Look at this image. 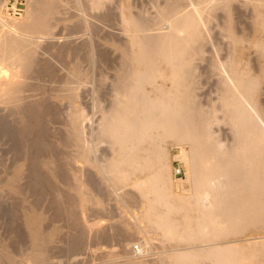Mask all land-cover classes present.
Returning a JSON list of instances; mask_svg holds the SVG:
<instances>
[{
  "label": "bare ground",
  "instance_id": "bare-ground-1",
  "mask_svg": "<svg viewBox=\"0 0 264 264\" xmlns=\"http://www.w3.org/2000/svg\"><path fill=\"white\" fill-rule=\"evenodd\" d=\"M106 1L32 0L24 20H9L0 16L9 24L4 30L5 25L0 22V106L5 107L3 110L10 109V116L12 113V117L15 115L19 123L16 133L23 136L22 140L25 137V144H30L29 147L36 150L33 158L28 154L34 159V163L30 161L33 165L30 164L32 170L29 173L32 176L30 184L38 194L36 197H44L51 189V206L55 215L59 219H67L68 230L76 231L68 238L70 247L74 249H80L84 236L96 228L85 217L89 205L105 206L104 198L99 199L91 190L110 195L113 194L109 187L111 185L117 193L126 187L125 191L122 190L125 192L123 195L132 199L137 197V193L134 196L133 192H138V196L145 201V208L136 219L138 223L147 222L151 231L156 235L161 233L168 243L170 239H177V247L161 258V264H264L262 237L254 238L255 244L260 239V245L253 247H243L242 242L237 244L233 240L246 231L264 229V106L259 97L264 81V0H246L253 3L255 11V35L251 40L246 38L248 41L235 32L233 0L156 2L155 17L148 16L145 11L134 12L131 0H122L119 9L128 45H118L122 61L113 81V99L109 105L103 106L96 98L92 107L98 108L99 111L96 110L101 116L98 128L94 127L92 133L87 135L85 122L88 115L78 100L82 94V78L86 76V80L91 79L90 73L73 57L76 64L69 66L65 60L66 73L57 77L55 66L43 58L47 48L40 39L52 32L57 20L68 18L72 2L79 14L102 9ZM218 9H224L227 14L224 31L233 45L225 59L219 52L213 54V71L221 76L220 98L218 104L206 106L198 99L196 92L198 61L205 57L207 51L205 14L214 15ZM70 15L73 16L72 13ZM242 44L259 53L258 71L252 61L246 59L245 52L239 50ZM72 46L60 48L62 51L57 52L58 56L70 51L76 55L84 48ZM84 49L86 55L83 57L93 61L95 49L91 45H86ZM47 75L55 82L54 87V84L50 86L51 90L40 81ZM54 100L67 103L64 133L59 147L46 140L51 133L48 121H57L61 115ZM221 124L230 127L233 133L231 140L224 141L218 136L216 127ZM2 127L5 128V124ZM16 133L10 132L9 135ZM168 138L181 144L180 158L188 162L187 174L191 176V193L188 196L174 192L167 174L170 155L163 143ZM101 144H107L109 149L105 148L107 153L103 150L106 155L102 160L97 158ZM186 145L189 149H186ZM49 151L54 154L47 158L44 155ZM78 160L88 166H100L99 170L105 176L102 178L99 175L98 180V176L96 178L91 174L86 178L83 168L72 166V162ZM100 161L104 163L99 164ZM16 164L10 176L5 180L0 178V191H7L20 200L19 208L23 210L27 229L24 235H29L30 244L21 253H14L8 244L0 245V264H50L47 252L54 239L52 232L46 231V214L35 208L38 202L27 200L26 190L21 185L23 169ZM59 177H63L68 185L65 194L58 191L61 197L56 191ZM99 184L105 187L101 188ZM129 186L134 189L133 192L127 191ZM98 218L101 220L102 217ZM120 221L121 225L119 223L116 229L119 226L130 230L137 224L132 225L124 216ZM95 232L105 240L112 238V234L106 230ZM248 243L250 245L252 242ZM147 246L148 241L142 245L141 251H146ZM134 258L128 263L141 264Z\"/></svg>",
  "mask_w": 264,
  "mask_h": 264
},
{
  "label": "rangeland",
  "instance_id": "rangeland-1",
  "mask_svg": "<svg viewBox=\"0 0 264 264\" xmlns=\"http://www.w3.org/2000/svg\"><path fill=\"white\" fill-rule=\"evenodd\" d=\"M31 1L32 0H19L18 5L23 10L20 14H18V12H17L18 7L16 6V3H15L16 0H8L7 3H2V1L0 0V16L5 17L6 19L7 18L8 19L9 18H18L20 20H24L28 15L27 7L31 3ZM165 1L166 0H135V1L131 0L134 12L145 11V13H148L147 15L151 16V17L156 16L155 14H156V6L157 5L155 3L156 2L157 3L158 2L164 3ZM121 2H122V0H107L106 4L103 6L102 9H99L96 11H91V12L87 10L84 13L79 12V14L77 12L78 9H76L77 11H75L74 8H76V7L74 6L75 4L72 2L73 5L72 4L71 5L74 7H72L70 5V10L69 9L68 10L71 11L73 16L70 15L71 13L68 11L69 12V15H67L68 18L66 17L65 20H57V23H55L53 26L52 32L50 34H46V36H44L43 38L40 39V41H43L42 45H45L47 48L46 49L47 52H46V54L43 55V58H46L48 60V61L46 60V62H48V63L50 61L51 65L53 64L52 65L53 67L55 66L54 72L56 73L57 77H59V76L61 77L66 73L67 69L64 68L65 67L64 64L66 63V61H68L66 63L67 65L73 66L74 64H76V63H73L74 60L76 62L78 60L79 61L78 63L82 64V65L81 64L80 65L82 67H84L85 71H89V73H90L91 79L86 80L85 79L86 76L82 78L84 83L81 87L82 88L81 89L82 90L81 96H84V98H82L80 96V98L78 100V103L80 105L82 104L85 112L88 115V118L85 122V125H86L85 129H87V131H88L87 135H90L92 133L91 130L94 127L98 128L97 123H99V119L101 116L100 112H98L99 111L98 108H96L98 110L97 111L95 108L92 107V106H94L93 104H94V101H96V98L98 99V102L100 100L99 103L102 104L103 106L109 105L113 99V92H114L113 81H114V79H116L115 77H116L118 69L121 67V61H122V59H121L122 58V54H121L122 52H121V49L118 48V45H128L127 44L128 38H127V35H125V32L123 30V21H122L120 9H119ZM246 2H247L246 0H233L232 6L234 8L232 7V19H233V25L235 27L234 28L235 32L239 36H241V37L244 36L245 39L248 38V40H251L254 38V35H255V27H254V21H253L255 18L254 17L255 11L253 10L254 9L253 3H248V2L246 3ZM9 3L10 4L13 3V8L15 9L16 12H13L12 9H10V10L8 9ZM71 7L73 8V10H71L72 9ZM206 14H205L206 22H205V26H204V32H205V35L207 36V43L205 44L207 51H206L205 57L202 60L200 59L198 61V65H199L198 76L199 77H198V83L196 86L197 87L196 92H197L198 99L203 104L208 106V105L213 104V103L218 104L219 98H220V86H219L220 81L219 80L221 79L220 78L221 76L218 75L219 74L218 72L213 71V66H212V63H213L212 60L214 59L213 57H215L214 55L217 52H219V55L223 59H225L233 44H232L230 37L227 35L228 33L226 31H224V24H225V21L227 19L226 18L227 14H226L225 10L224 9L223 10L218 9V11H216L214 13V15L208 14V13H206ZM107 15H108V17H107ZM9 20H11V19H9ZM3 21H5V20L0 19V22H2L1 24L5 25L4 27L2 25V27L5 28L4 30H6V28H8V26H9V24L7 25L8 20H7V23H6V21L5 22H3ZM81 26H82V28H81ZM81 43H82V45H81ZM85 44L87 46L91 45V48L93 47L95 49V52L93 49V52H94L93 61L89 60L88 58L87 59L84 58L86 55L85 54L86 50L84 49L86 47ZM72 45L75 47L76 46L77 47L84 46V48L80 47L81 53H77L76 55H74L73 51L72 52L70 51V52H66V53L62 54L61 56L60 55L58 56L57 52L59 50L62 51L60 48H63V47L66 48V46L70 47ZM45 46H42V47H45ZM52 46H54V47H52ZM51 47H52V51H51L52 53L49 52ZM239 50L242 52H245V54L247 56L246 59L249 58V60L252 61L253 67L256 69V71H258V69L260 68V66H259L260 65L259 53L257 51L255 52V49H253L252 47L246 46V44H245V46H244V44L239 46ZM80 54H82V55H80ZM55 55H56V58L58 57L57 59L55 58ZM66 56H67V58H66ZM70 56H72V57H70ZM73 57H75L76 59L74 58V60H72ZM70 60H71L72 64H70L71 63ZM57 72H59V73H57ZM50 80H51L50 76L48 77V75L46 76L45 79L44 78L40 79V81L43 84L44 83L46 84L45 86H47L48 89L51 88L50 86L52 84H54L52 87L55 86V82H54L53 78L51 81ZM83 89L85 92L83 91ZM86 91L88 92V94ZM259 95H260L259 96L260 100L264 106V81L262 82V84L260 86ZM54 102H55V104L57 103L56 106L59 107L58 111H60L59 115L60 114L61 115L59 116L60 118L57 121H55V120H54V122L48 121L49 123L47 124V126L49 128L48 129L49 132H51V133L48 134L46 140H47V142L51 141L49 144H51V143L53 145L57 144L56 146L59 147L60 146L59 141L62 138V135L64 133L63 127H65V126H64L63 122H64V119L66 117L67 103L65 104V102H60L57 100H54ZM87 102H88V104H85ZM4 108L5 107L0 106V115L2 114L0 117H2V116L4 117V118L3 117L0 118V120L2 119L6 122L5 123L2 120L0 121V123H1V125H0V131H1L0 132V134H1L0 135V176L1 177L0 178L5 180L6 177L10 176L11 172L13 170V167L16 163H17L16 165H18L20 167V169L21 168L23 169V175H22V179H21L22 184L21 185H23L22 187H23L24 191L26 190L25 194H27L26 197L28 198V199L27 198L26 199L28 201L30 200L29 202H38L39 203V205L37 203V207H35V208L36 209L38 208L39 211H42L46 214V217H45L46 218V222H45L46 231L52 232V237L54 239L53 240L54 242H53L51 248L47 252L50 264H129L128 262H130V260H133L132 258H134V257H136L134 259H138V261L141 264L142 263L145 264L146 261H147L146 264H161L162 263L161 258L163 259L164 257H166L165 254L166 255L171 254L172 253L171 250L173 248L177 247V244H176L177 239H175V238H173L174 240L170 239V240H168L169 241V243H168V242H166L167 239L165 241V238L161 235V233H157V235H159L160 238L157 237L155 232L151 231L152 228L150 226H147L148 224L146 225L147 222L143 221V222L138 223V221L136 219L139 216V214L142 212V210L145 208V201L141 197L138 196V195H140L138 192H133L134 189L132 190V187L130 188V186H129L128 188L130 190L127 188V191L132 190V192L134 193V196L137 193L136 194L137 199L136 198L132 199L131 197H130L131 198L130 199L128 195H126V196L123 195V193L125 194V192L122 191L124 189L119 190L118 191L119 194H118L117 190L115 191L114 187H111V185L109 183H108V185H110L109 187H110L111 191L113 190L112 192L110 191L111 193H113V194H110L111 196L104 194L103 192H99L97 190L96 191L91 190V192H93V194L96 197H98L99 199L104 198L102 200L105 201L104 202L105 206L102 207L103 208L102 209L100 207H96V206L92 207V205H89V209L86 210V212H85V217H86V220L88 222L93 223V225L97 228L98 232L101 230H106L108 233L110 232L112 234V238L105 240L101 236L100 237L97 236L96 235L97 233L95 232L97 230L94 227L95 229H93L94 230V231H92L93 233L90 232L87 235L85 234L86 236H84L83 245L80 247V249H74V248L70 247V243H68V242H70L69 239L71 237V234L74 235V233L76 231L68 230L70 228L67 227L68 226V223H66L67 219H65V220L61 219V218L59 219L55 215L54 208L51 206V203H52V193H51L52 191H51V189H49L50 191H48V193L45 195L46 197L45 196L41 197L42 199L39 197H36V196H38V194L36 191H35L36 193L33 191L35 189H33L32 184H30L31 183L30 178H32V176H30L31 175L30 173L32 170V165H33L32 163H30V161L32 160L31 162L34 163V159H31V157H29V155L30 156L33 155L32 156V158H33L36 155V153L34 152L36 150L32 149L33 147H31V146H30L31 147L30 148L29 147L30 144L27 146L26 144H28V143L25 144V142L27 141L25 139V137L23 139L25 141L24 142L22 140L23 136L21 134H20L21 136L18 135L19 134L18 132L16 133L15 130L17 129V131H18L17 125H19V123L16 120L15 115L12 117L13 113L10 116V113H9L10 109L6 108L5 110H3ZM92 111H94V112H92ZM5 116H6V120H5ZM7 117L11 118V120ZM7 121L9 124L7 123ZM11 121L13 122V124ZM59 121H61V122H59ZM4 124L6 126L5 128L2 127V125L4 126ZM6 124H8V125H6ZM7 126L9 127L10 131L8 130ZM1 127L5 130H3ZM10 127H12V129L15 127V129L11 130ZM216 128L218 129V130L216 129L217 134L221 139L223 138L224 141H226V140L229 141L232 139L233 133L231 132L230 127H228V125L221 124L220 127H216ZM6 130H8V131L6 132ZM93 131H95V130H93ZM8 132L9 133L11 132V134L16 133V135L10 136L11 134L9 135ZM89 132H91V133H89ZM18 136H20V137H18ZM14 137H16V138H14ZM9 140H11V141H9ZM15 141L17 142V144L15 143ZM21 141H22V143H21ZM53 142H55V143H53ZM163 145L166 148V152H168L170 155V169L168 168L167 174L170 176V179L173 183V190L177 194L188 196L191 193V190H189V188H190V177L191 176L189 174H187L188 162L186 163V161L184 162L180 158V156L182 154V148H181L182 146H181V144H179L177 141H175L172 138H168L166 140V142L164 141ZM21 147H22V149H21ZM107 147H108L107 144H103V145L101 144L100 145L99 150L97 152L98 153L97 158H100V160H102L104 158V155H106L104 153H107V151L109 150ZM105 148H107L108 150L107 149L105 150ZM186 149H189L188 145H186ZM31 150H33V151L31 152ZM103 150H105L106 152L103 153ZM33 152H34V154H31ZM51 152L52 151H49V153L46 152V154L47 153L48 154L44 155V156H46L47 158H50V156L48 157V155L54 154L53 152H52V154H50ZM23 157H24V159H22ZM101 162L102 161H100L99 164L104 163V162H102V163ZM30 164H32V165H30ZM72 166L77 168V169L83 168L82 170L84 171V175L86 178L89 177V175H91V174L93 176H95L96 178L98 176V180H99V175H100V177L102 176V178H103V176H105L99 170L100 166L99 167L88 166V165H86L85 162H83L81 160H78L76 162H72ZM179 169H180V172H178ZM28 182H29V184H28ZM98 186L101 187V186H103V184L101 186L99 184ZM56 187H58V188H56V191H57V194H59V196H60V193L65 194L68 190L67 189L68 185L65 184L63 177H59L57 179ZM103 187H105V186H103ZM103 187H101V188H103ZM125 190H126V187H125ZM48 194H50V195H48ZM62 196H64V195H62ZM126 197H128L130 200ZM138 197L140 198L139 200H138ZM37 198H39L41 200H39ZM17 200L18 199L14 195H12L11 193L9 194V192H7V191H2V192L0 191V242H1L0 245L2 246L3 244H8L10 249L12 248L11 250L14 251V253H17V252L21 253L26 248L28 249L27 246L30 244V238H29V235L27 237L24 235V233L27 234L26 233L27 229L25 230L26 227L24 225V220H23L24 219L23 212H22L23 210H22V208H19L21 206L20 200H18V201ZM140 200H142V201H140ZM19 203H20V205H19ZM89 204H91V203H89ZM108 212H110L111 214ZM97 216L102 217L101 220ZM123 216L126 219H128L130 221V223H132V225L135 222H137V224L135 223V225L137 227L134 225L132 227V229L130 228V230H128L126 227L121 228L118 226V229H116L117 225L121 222L120 219ZM14 221H15V223H14ZM16 221H18L17 223L19 224V226H17L18 224L16 223ZM95 223L97 224V226L95 225ZM112 224L113 225L116 224V225H114L115 228H114V226H112ZM119 225H121V223ZM146 226L148 227V229H146L147 228ZM119 229H121L120 232H119ZM122 230H124V231H122ZM121 231H122V233H121ZM57 234H58L59 238H57L58 237V236H56ZM23 236H25V237H23ZM257 236L260 239L262 237L261 243H262V245H264L263 244L264 242H262V241H264V237H263L264 236V229H260V231H258V230L246 231L242 235L238 236V238L237 237L233 238V240L235 242H237V244L238 243L241 244V242H242L241 245L243 247L244 246L245 247H247V246L253 247L256 244L258 245L260 243L259 242L260 239H257L256 244L253 241L254 238L256 240ZM248 237L250 238V241L252 243L250 241H248V239H249ZM55 239H56V241H55ZM236 239L238 241H236ZM149 240H150V242H149ZM146 241H148L147 250L142 252L140 248L142 247V245ZM234 241L232 243H234ZM247 243L248 244L251 243L252 245L251 244L247 245ZM234 244H236V243H234ZM247 249H249V248H247Z\"/></svg>",
  "mask_w": 264,
  "mask_h": 264
},
{
  "label": "built area",
  "instance_id": "built-area-1",
  "mask_svg": "<svg viewBox=\"0 0 264 264\" xmlns=\"http://www.w3.org/2000/svg\"><path fill=\"white\" fill-rule=\"evenodd\" d=\"M9 2H10V1H9ZM15 3H16V6L18 7L17 12H18V14H20V13L22 12L23 9L18 5V4H19V0H16ZM8 9H9V10L12 9L13 12H16L15 9L13 8V3H11V4L9 3ZM9 12H10V11H9ZM178 172H180V169L178 170Z\"/></svg>",
  "mask_w": 264,
  "mask_h": 264
}]
</instances>
